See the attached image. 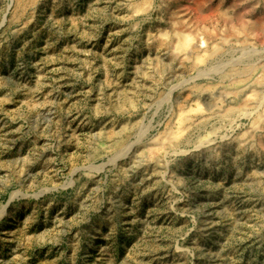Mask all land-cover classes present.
<instances>
[{
    "label": "rangeland",
    "instance_id": "obj_1",
    "mask_svg": "<svg viewBox=\"0 0 264 264\" xmlns=\"http://www.w3.org/2000/svg\"><path fill=\"white\" fill-rule=\"evenodd\" d=\"M17 3L0 264H264V0Z\"/></svg>",
    "mask_w": 264,
    "mask_h": 264
},
{
    "label": "bare ground",
    "instance_id": "obj_2",
    "mask_svg": "<svg viewBox=\"0 0 264 264\" xmlns=\"http://www.w3.org/2000/svg\"><path fill=\"white\" fill-rule=\"evenodd\" d=\"M37 0H18V3L16 5V13L19 12L18 10L24 9L25 7H27L28 5H31L33 3H36ZM17 2V1H16ZM16 16V15H15ZM233 37V36H232ZM231 37V38H232ZM189 38L190 36L187 34H181L179 37V42L177 43V45L179 46H185L186 44H188L189 42ZM168 39V38H167ZM170 39V38H169ZM163 40V38H162ZM172 43V42H171ZM163 45V42H162ZM245 63V62H244ZM225 65V64H224ZM222 66V65H221ZM264 67V64H263ZM221 69V68H220ZM234 71H236L237 73H239V75L244 76L247 75L251 70L252 67H249L248 65H244V67H239L237 69H233ZM220 74V73H219ZM233 77V76H232ZM236 91H239V88H236ZM260 102V101H259ZM120 144V142H118ZM155 143V142H154ZM157 143V142H156ZM155 143V144H156Z\"/></svg>",
    "mask_w": 264,
    "mask_h": 264
}]
</instances>
